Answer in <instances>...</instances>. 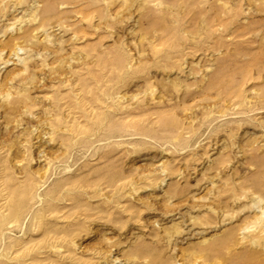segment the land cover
<instances>
[{"label":"rangeland","instance_id":"obj_1","mask_svg":"<svg viewBox=\"0 0 264 264\" xmlns=\"http://www.w3.org/2000/svg\"><path fill=\"white\" fill-rule=\"evenodd\" d=\"M0 264H264V0H0Z\"/></svg>","mask_w":264,"mask_h":264}]
</instances>
